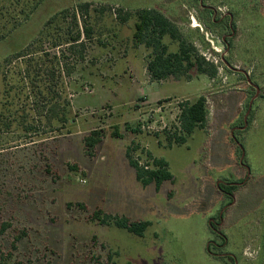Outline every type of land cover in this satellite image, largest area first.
I'll return each mask as SVG.
<instances>
[{"label": "rangeland", "instance_id": "rangeland-1", "mask_svg": "<svg viewBox=\"0 0 264 264\" xmlns=\"http://www.w3.org/2000/svg\"><path fill=\"white\" fill-rule=\"evenodd\" d=\"M143 8L170 19L216 76L150 82V49L133 43ZM202 81L246 98L218 106L214 131L169 143ZM127 150L149 169L166 161L172 180L143 186ZM112 218L149 225L138 236ZM0 264H264V0H0Z\"/></svg>", "mask_w": 264, "mask_h": 264}, {"label": "trees", "instance_id": "trees-1", "mask_svg": "<svg viewBox=\"0 0 264 264\" xmlns=\"http://www.w3.org/2000/svg\"><path fill=\"white\" fill-rule=\"evenodd\" d=\"M90 4L83 3L77 10L82 13L87 12ZM104 10V9H102ZM115 16L118 21L125 23L130 18L129 12H124L123 9H117ZM137 22L134 25L133 43L135 45H143L145 48L150 49V56L146 62V71L150 80L160 81L167 78H184L190 81V71L195 69L199 74L206 75L212 79L217 74V68L204 57L197 55L194 46L184 39L181 35L179 28L166 16L159 11L152 8H143L135 11ZM76 19V16L74 15ZM53 20V18H52ZM90 29L82 28V31H77L66 42L69 45V50L74 49V44L80 41L81 36H89ZM168 36L171 40L178 43L176 52H170L168 46L163 42V38ZM83 47V44H81ZM80 53V52H79ZM79 58L82 59L83 55L80 53ZM70 75L69 71H66ZM53 71L50 77L53 78ZM179 134L170 135L168 137L169 143L183 144L191 136L195 129H203L207 122V102L204 96H199L196 100L189 102L185 101L179 105ZM59 121H66L65 113L57 117ZM112 137H121V134L115 130L111 133ZM101 132L94 130L90 135L84 137V148L88 155L93 153L95 146L101 141ZM126 156L129 165L135 170L136 179L143 185L147 186L154 183L155 189L159 190L164 181H171L172 175L168 170L166 161L158 158H153V169L140 165L136 160H133L129 151H126ZM96 213H100L97 211ZM111 219L106 215L105 221ZM114 223L119 227L126 229L130 233L142 236L144 230L148 227L149 223L146 221H131L127 218L113 219Z\"/></svg>", "mask_w": 264, "mask_h": 264}, {"label": "crops", "instance_id": "crops-1", "mask_svg": "<svg viewBox=\"0 0 264 264\" xmlns=\"http://www.w3.org/2000/svg\"><path fill=\"white\" fill-rule=\"evenodd\" d=\"M145 71H146V69H145ZM147 79L150 80L148 75H147ZM151 81L152 80H150V82ZM185 82L190 83L191 81H185ZM202 82H203V84L205 82V89L200 93V96H204L206 98L207 103L212 104V108H213V110H211L207 115V122H206V125L203 129H206L208 131H210V130L214 131L217 127V126L215 127V125H217L218 106H222V108L224 110H226V107H228V104H229L228 103V100H229L228 97L229 96L237 95V94L241 93V94H243L244 100H245L246 94L244 93V91L242 89H239V88H237L236 90H231V91H226V90L225 91H219V90H217V88H215V85H213L214 81H202ZM211 84H212V87H211ZM164 99H173V98H160V100H164ZM242 100L243 99H241V101ZM147 102H149V101H147ZM227 133H229V131H227ZM172 178H173V176H172Z\"/></svg>", "mask_w": 264, "mask_h": 264}, {"label": "water", "instance_id": "water-1", "mask_svg": "<svg viewBox=\"0 0 264 264\" xmlns=\"http://www.w3.org/2000/svg\"><path fill=\"white\" fill-rule=\"evenodd\" d=\"M255 89H256V95L254 96V98L257 96V93H258V89L255 87ZM252 103H253V99L250 101V103H249V106H248V112L251 110V106H252ZM247 115V114H246ZM246 115H245V117H246Z\"/></svg>", "mask_w": 264, "mask_h": 264}]
</instances>
